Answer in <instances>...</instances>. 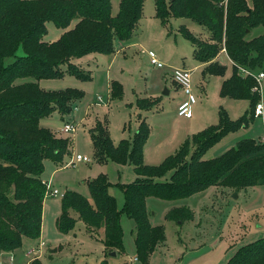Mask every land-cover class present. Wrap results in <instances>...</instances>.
Listing matches in <instances>:
<instances>
[{
    "label": "trees",
    "instance_id": "16d2710c",
    "mask_svg": "<svg viewBox=\"0 0 264 264\" xmlns=\"http://www.w3.org/2000/svg\"><path fill=\"white\" fill-rule=\"evenodd\" d=\"M143 3L120 0L114 15L111 0H0V264L2 253L21 247L25 237L40 238L48 195V181L42 177L45 161L59 165L71 152L73 138L58 136L41 126V120L55 111L65 119L84 97L78 88L47 90L38 81L60 79L66 72L82 81L92 80L91 72L80 67L76 59L91 53L113 54L118 41L129 42L142 16ZM155 7L156 17L164 25L176 17L191 18L203 26L205 38L185 24L180 26L182 35L194 45V58L207 64L204 74L224 76L227 65L217 56L225 49L233 65L232 74L222 82L221 95L248 100L250 106L237 120L220 108L217 124L188 137L157 165L144 160L150 126L142 114L132 141L124 138L115 144L105 122L97 121L90 130L95 161L129 162L137 174L132 183L124 185L123 212L135 221L137 257L146 264L157 244L166 238L164 228L150 221L148 197L173 200L211 186L239 190L264 182L262 141L242 138L221 156L204 157L224 136L248 126L256 117L260 93L253 88L257 82L240 68L264 72V32L248 38L254 28L264 27V0H155ZM47 22L65 29L55 41L44 40ZM20 49L22 54H18ZM8 57L14 60L6 64ZM26 77L37 81L16 84L17 79ZM110 86L113 97L122 95L119 82L112 81ZM153 105V99H137L140 110ZM168 174L170 178L162 180ZM88 184L93 202L76 191L64 192L57 220L59 231L69 233L74 229L76 218L70 214L74 210L89 231L104 228L107 250L123 252V212L110 193L112 183L100 173ZM166 218L183 223L194 219V214L188 206H178L171 208ZM29 264L43 263L34 257ZM226 264H264V237L239 247Z\"/></svg>",
    "mask_w": 264,
    "mask_h": 264
},
{
    "label": "rangeland",
    "instance_id": "374dc122",
    "mask_svg": "<svg viewBox=\"0 0 264 264\" xmlns=\"http://www.w3.org/2000/svg\"><path fill=\"white\" fill-rule=\"evenodd\" d=\"M111 1L112 14L115 15L119 10L120 0ZM75 23L76 20L72 22L71 27ZM182 24L194 34L205 38L203 26L191 18L171 17L164 25L156 17L155 0H144L142 16L129 43L118 41L114 54H101L80 60L82 68L91 72L92 80L82 81L66 72L60 79L38 81L40 86L47 90L78 88L84 92V99L82 103L80 100L75 103L65 119L55 111L40 122L41 126L56 131L58 136H71L72 152L59 165H55L51 160L45 164L43 176L50 181L51 188L48 182V195L43 208V238L37 241L38 243L25 240L22 246L12 253L15 255L12 262L9 256L2 258L5 264H28L33 256H38L43 264H100L103 260H106L107 264H122L126 261L129 264H146L137 257L135 221L123 212L124 185L132 183L137 174L129 162L118 164L109 161L99 166L95 161L90 130L97 121L105 122L115 144L124 138L132 141L142 112V117L150 126V135L144 146L145 157L147 163L157 165L163 157L173 154L174 149L188 138L186 132L192 130L193 135L217 124L220 108H224L231 119L237 120L250 106L247 100L221 95L223 76L213 75L205 80L203 68L198 66V61L194 58V45L180 32ZM47 27L45 41H55L65 31L52 22H47ZM263 32L262 26L254 28L248 38ZM150 50L157 54L165 64L164 67L151 63L148 54ZM222 51L224 49L217 57L224 61L223 56L226 58V55ZM18 54H22V49ZM13 60V57H8L5 63L9 64ZM175 68H187L192 71V88L197 97V102L192 107V118L178 114V103L183 99L184 92L173 79ZM35 80L33 77L19 78L16 84ZM112 81L121 84L120 97L111 95ZM166 89L169 94L163 93ZM259 93L261 99L262 93ZM99 96L103 100H98ZM138 98L153 99L155 105L141 111L137 106ZM65 122L74 124L75 132L62 131ZM185 136L187 138L184 140ZM246 137L264 142L263 117H255L248 126L228 133L212 146L204 157L221 156L235 146L238 140ZM172 141L173 143L168 145ZM78 154L89 156L91 161L76 160L66 166ZM97 168L100 171L97 172ZM100 173L106 174L112 183L110 192L116 198L119 210L123 212L120 221L124 233V251L116 256H110L109 252L112 251L107 249L108 254L105 255V232L100 229L97 232L89 231L87 224L74 210H70V214L76 218L74 229L69 233H62L57 227L64 192L67 189L76 191L93 202L88 182ZM169 178L170 174L162 180ZM50 189H58L59 194H50ZM204 191L173 200L148 197L151 223L161 225L166 238L151 252L147 264H226L239 246L264 237V182L239 190L226 186H211ZM178 206H188L194 214V219L183 223L181 220L167 219V212ZM40 241L44 242L41 246ZM34 246L36 249L41 248V252L30 253Z\"/></svg>",
    "mask_w": 264,
    "mask_h": 264
},
{
    "label": "built area",
    "instance_id": "2783aa9c",
    "mask_svg": "<svg viewBox=\"0 0 264 264\" xmlns=\"http://www.w3.org/2000/svg\"><path fill=\"white\" fill-rule=\"evenodd\" d=\"M224 51H225V49H224ZM148 54L151 58L152 64H154L158 67H164L165 64L157 57V54L154 51L150 50V51H148ZM240 69L244 75H252L256 79L257 84L253 88V90L261 92L262 98L260 99V101L256 105L255 116L256 117H260V116L263 117L264 116V72L263 71L253 72L250 69H247L244 67H241ZM191 78H192V71L190 69L175 68L173 70V79L179 86H181V88L183 89V92H184V97L180 101L178 108H177V111H178V114L180 116L187 117V118H190L193 115L192 107L197 102V97H196L195 93L193 92ZM260 89H262V91ZM98 99L102 100V97L99 96ZM75 130H76L75 125L70 123V122H65V124L63 125V128H62V131L66 132V133L75 132ZM76 160L90 162L91 158L87 155L78 154V155H76L75 159H72L71 162H68L66 164V166L75 163ZM48 186H49V188H51L50 183L48 184ZM50 194L57 195V194H59V190L58 189H54V190L50 189ZM43 244L44 243L41 242L40 246ZM38 251L40 252V249L39 248L36 249V247H34L30 250V253L35 254ZM9 259L12 262L14 259L13 255H11L9 257Z\"/></svg>",
    "mask_w": 264,
    "mask_h": 264
},
{
    "label": "crops",
    "instance_id": "0c3cea01",
    "mask_svg": "<svg viewBox=\"0 0 264 264\" xmlns=\"http://www.w3.org/2000/svg\"><path fill=\"white\" fill-rule=\"evenodd\" d=\"M206 37H207V33H206ZM127 43H129V42H127ZM127 45H131V44H127ZM223 53H225V55H226V58H224V56H223V59H224V61H221L218 57H217V60L219 61H221V63L222 64H225V65H227V71H226V74L223 76L224 77V79H223V81L226 79V78H228V77H230V75L232 74V65H233V62H232V60L229 58V56L227 55V53H226V51H222ZM114 54V53H113ZM98 56H101V54L100 53H91V54H88V55H86V56H83L82 58H86V57H98ZM82 58H80V59H78V61H75V62H77V64H79V66L80 67H82V65L79 63L80 62V60L82 59ZM229 63H230V65H229ZM206 63H200V62H198V66L199 67H201V68H203V70H204V68L206 67ZM230 66H231V68H230ZM229 70H231V72L229 71ZM229 71V72H228ZM203 76H204V78H205V80L207 79V78H210V76H213V75H209V74H204L203 73ZM93 78V77H92ZM110 85H111V83H110ZM110 90H111V86H110ZM84 99V97L82 98V100ZM82 100H80V103H82L81 101ZM99 100V99H98ZM103 100V99H102ZM248 101V100H247ZM79 103V102H78ZM180 103V102H179ZM179 103H178V105H179ZM142 111V110H141ZM60 114V113H59ZM140 114H142V112L140 113ZM143 115V114H142ZM193 116V115H192ZM192 116L190 117V118H192ZM263 120H264V118H263ZM218 121H219V119H218ZM54 132H56V131H54ZM187 134H186V136L187 137H189L193 132H192V130H189L188 132H186ZM185 136V138H184V140L187 138ZM170 137V136H169ZM183 140V141H184ZM73 142V141H72ZM173 143V141L172 142H170L168 145H171ZM183 143V142H182ZM182 143H180L175 149H174V152L173 153H175L176 152V150L182 145ZM144 149H145V147H144ZM164 149V148H163ZM71 152H72V147H71ZM71 152H70V154H71ZM157 152H159V150L157 149ZM69 154V155H70ZM147 155V154H146ZM170 155V154H169ZM68 156V155H67ZM66 156V157H67ZM168 156V155H167ZM167 156H165V157H163V159L161 160V162L167 157ZM158 158H157V160H159V155L157 156ZM144 160H145V163L146 164H149V163H147L148 161L146 160V157H145V152H144ZM47 161L48 160H46L45 161V164L47 163ZM53 162V161H52ZM97 162V161H96ZM54 163V162H53ZM107 163V162H106ZM105 163V164H106ZM55 165H58V164H56V163H54ZM97 164L99 165V166H102V165H104V163H98L97 162ZM55 170H57V169H55ZM97 172L98 171H100L99 170V168H97V170H96ZM96 172V173H97ZM42 177H43V179H45L46 181H48L49 183H50V181L49 180H47V178L45 177V176H43V174H42ZM110 189H111V187H110ZM109 189V190H110ZM206 190V189H205ZM202 192H205L204 190L203 191H200V192H198V193H195V194H200V193H202ZM111 193V192H110ZM47 199V198H46ZM147 200H148V198H147ZM147 202V201H146ZM45 205V204H44ZM147 207H148V211H149V209H150V207L148 206V204H147ZM44 208V207H43ZM150 212V211H149ZM151 221V220H150ZM135 226H136V224H135ZM44 229H45V224H44ZM89 230V229H88ZM100 230H103L104 231V229L102 228V229H100ZM99 230V231H100ZM60 232V231H59ZM131 232H133V230L131 229ZM43 238V222H42V233H41V236H40V238L38 239V240H32V239H30V238H27V237H25L24 239H23V243H24V241L26 240V241H29L30 243L31 242H33V243H35V242H39V240H41ZM134 240H135V236H134ZM37 242V243H38ZM41 242H43V241H40V243ZM44 243V242H43ZM243 245H245V244H243ZM39 246H40V244H39ZM242 246V245H241ZM241 246H239V247H241ZM35 247V246H34ZM50 247V246H49ZM238 247V248H239ZM237 248V249H238ZM50 249H52V248H50ZM105 250V255H106V248H104ZM236 249V250H237ZM17 250V249H16ZM16 250H14V251H5V252H3L2 253V256H1V264H5L3 261H2V258L4 257V256H11V255H13V257L15 258V255L14 254H12V253H14ZM40 252H41V248H40ZM116 252V255L119 253V252H117V251H115ZM236 252V251H235ZM234 252V253H235ZM108 254V253H107ZM109 255H110V252H109ZM115 255V256H116ZM110 256H113V255H110ZM35 256H33V258H34ZM38 257V256H37ZM33 258H31L29 261H28V264L30 263V261L33 259ZM10 260V259H9ZM229 260V259H228ZM227 260V261H228ZM125 263V262H124ZM124 263H122V264H124Z\"/></svg>",
    "mask_w": 264,
    "mask_h": 264
},
{
    "label": "water",
    "instance_id": "95a60500",
    "mask_svg": "<svg viewBox=\"0 0 264 264\" xmlns=\"http://www.w3.org/2000/svg\"><path fill=\"white\" fill-rule=\"evenodd\" d=\"M163 93L164 94H169V91L166 89ZM235 196L237 197V193H235ZM110 255L115 256L116 255V252L115 251H112V252H110Z\"/></svg>",
    "mask_w": 264,
    "mask_h": 264
}]
</instances>
